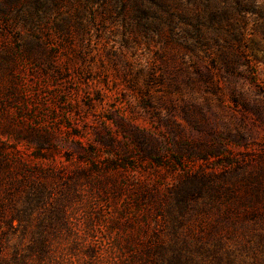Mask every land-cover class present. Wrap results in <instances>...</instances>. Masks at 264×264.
Returning a JSON list of instances; mask_svg holds the SVG:
<instances>
[{"label":"rangeland","instance_id":"obj_1","mask_svg":"<svg viewBox=\"0 0 264 264\" xmlns=\"http://www.w3.org/2000/svg\"><path fill=\"white\" fill-rule=\"evenodd\" d=\"M0 200L9 258L90 253L98 213L164 264H264V0H0Z\"/></svg>","mask_w":264,"mask_h":264},{"label":"trees","instance_id":"obj_2","mask_svg":"<svg viewBox=\"0 0 264 264\" xmlns=\"http://www.w3.org/2000/svg\"><path fill=\"white\" fill-rule=\"evenodd\" d=\"M26 176L27 174L24 173V171L17 172V176L12 174L9 185L3 187L4 198H6V200L11 196V188L15 181L20 182L24 180ZM4 205L5 201L0 200V211L2 210L1 207H4ZM93 216L92 219L88 220L87 228L90 237L96 240H94V245L91 252L88 253L89 255L86 253L78 255L79 252H77V248L73 242H68L66 247L57 251V246L60 245L61 241V239H59L56 243V248H53L51 243L44 242L43 246L41 245L38 249L30 248L26 253L16 254L12 258H9L8 255L3 253V242L0 241V264H76V258H78V264H164L165 260H167V251L169 249H166L160 241H156V239H158L157 233L152 235V237L149 236L151 233H148L147 223H143L141 227L146 242L139 245V249L133 251L129 248L134 246L133 242L130 241L128 244H122L112 237L111 232L114 228H118L114 222L112 223V227L108 226V229H111L109 234L104 232L105 235L103 240H99L96 226L101 227L103 222L99 219L100 215H98V213L93 214ZM14 218L15 215L12 217V221L15 220ZM73 232V228L70 227L66 232L68 238H64V241L73 237ZM135 239L137 238H130V240L133 241H135ZM84 256H89L90 259L88 260L86 258L87 260H85ZM182 257L183 256L180 254L175 256L173 260H170L169 264H184L182 262Z\"/></svg>","mask_w":264,"mask_h":264}]
</instances>
